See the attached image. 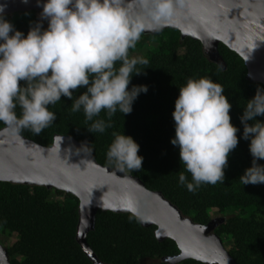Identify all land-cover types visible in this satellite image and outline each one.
Masks as SVG:
<instances>
[{
	"label": "trees",
	"instance_id": "16d2710c",
	"mask_svg": "<svg viewBox=\"0 0 264 264\" xmlns=\"http://www.w3.org/2000/svg\"><path fill=\"white\" fill-rule=\"evenodd\" d=\"M25 36L33 22L40 19L36 10L5 15ZM44 21V28L48 26ZM159 38L156 47L149 49L147 40ZM139 51L141 58L149 61L139 75L132 77L133 85H147L148 92L141 93L133 104V111L124 116L119 111L112 117L113 127L105 133H91L83 111L71 113L73 101L62 97L50 110L57 120L41 135L30 130L21 133L44 146H51L56 135L73 136L88 140L91 155L105 166L114 168L107 161V152L114 140L113 132L131 136L140 145L139 155L144 157L142 169L127 173L141 178L151 190L161 191L185 216L196 223L207 224L213 212L222 213L225 221L215 232L237 264H264V184L243 185L239 178L252 166L250 140L242 138L240 117L248 100L252 99L261 82L247 78L248 67L244 59L224 43L219 44L227 67L211 61L204 52L202 42L192 37L181 38V32L167 28L158 34H146L130 56ZM211 78L221 84L233 105L232 123L240 129L238 147L230 153L225 169L224 183L202 185L195 193L179 183L183 172L191 180L180 160V150L172 145L175 137L173 112L180 88L189 79ZM22 84L24 82H21ZM86 89L74 92V98ZM17 108V113H20ZM105 119L102 112L96 119ZM264 122V116L258 117ZM251 123V122H250ZM7 126L0 122V129ZM259 163L264 165V160ZM80 200L60 189L45 186L17 184L0 181V231L16 233L17 240L6 245L12 264H95L77 240ZM231 212V213H230ZM218 217V216H217ZM156 225L144 226L132 213L99 210L96 228L88 234V242L104 264H172L163 258L178 255L180 248L171 238L159 240ZM175 264H207L194 258Z\"/></svg>",
	"mask_w": 264,
	"mask_h": 264
},
{
	"label": "clouds",
	"instance_id": "9594fccd",
	"mask_svg": "<svg viewBox=\"0 0 264 264\" xmlns=\"http://www.w3.org/2000/svg\"><path fill=\"white\" fill-rule=\"evenodd\" d=\"M142 12L133 14L130 0H40V19L25 36L6 18L0 5V122L18 133L24 129L39 136L56 120L50 106L66 97L71 113L83 111L91 133L113 127L119 111L130 114L147 85L131 84L148 65L130 56L148 21L171 17L184 0H137ZM44 21L48 27L44 28ZM21 82H24L23 84ZM84 88L74 98V92ZM233 105L224 87L211 78L189 79L175 102V137L183 172L179 183L195 193L202 185L224 183L229 155L239 145L240 129L232 123ZM17 108L21 111L18 114ZM104 112L105 119H96ZM264 88L248 100L240 117L242 138L250 140L252 166L239 178L243 185L264 184ZM251 122V123H250ZM107 161L120 171H139L144 157L133 137L113 132Z\"/></svg>",
	"mask_w": 264,
	"mask_h": 264
},
{
	"label": "water",
	"instance_id": "95a60500",
	"mask_svg": "<svg viewBox=\"0 0 264 264\" xmlns=\"http://www.w3.org/2000/svg\"><path fill=\"white\" fill-rule=\"evenodd\" d=\"M39 4L40 0H0L5 15L41 13ZM130 5L133 14L142 12L137 0H130ZM167 28L178 29L182 39L200 40L207 57L225 69L219 51V44L224 43L244 59L247 78L264 84V0H184V6L168 19L149 20L145 33L158 34ZM0 181L60 189L78 197L77 240L95 264L104 263L90 246L88 234L96 228L100 209L132 213L144 226L156 225L157 238H171L181 250L163 258L169 263L194 258L207 264H237L215 232L225 217L196 223L141 178L99 163L90 153L88 140L56 135L53 145L44 146L7 125L0 129ZM0 264H12L1 243Z\"/></svg>",
	"mask_w": 264,
	"mask_h": 264
},
{
	"label": "rangeland",
	"instance_id": "374dc122",
	"mask_svg": "<svg viewBox=\"0 0 264 264\" xmlns=\"http://www.w3.org/2000/svg\"><path fill=\"white\" fill-rule=\"evenodd\" d=\"M48 26V25H47ZM159 41V38H153L150 41L147 40V44L146 46H148L149 49L156 47L157 43ZM135 57L141 58L143 56L142 52L137 51L134 54ZM231 213V212H230ZM214 217H221L222 213L218 212V211H214L213 212ZM18 235L16 233L12 234V235H8L6 233H3L2 231H0V243L4 246L6 245H11L13 244L16 240H17ZM153 260L152 259H143L141 261V264H149L151 263Z\"/></svg>",
	"mask_w": 264,
	"mask_h": 264
}]
</instances>
